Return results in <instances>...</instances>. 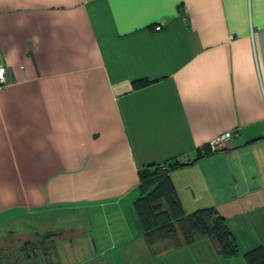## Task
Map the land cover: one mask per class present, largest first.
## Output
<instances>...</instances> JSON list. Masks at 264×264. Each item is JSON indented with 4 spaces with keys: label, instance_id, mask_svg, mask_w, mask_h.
<instances>
[{
    "label": "crops",
    "instance_id": "0c3cea01",
    "mask_svg": "<svg viewBox=\"0 0 264 264\" xmlns=\"http://www.w3.org/2000/svg\"><path fill=\"white\" fill-rule=\"evenodd\" d=\"M0 63V264L13 238L69 247L60 264H248L264 244L247 216L264 209V0H0ZM208 206L237 255L156 215ZM28 249L13 264H51Z\"/></svg>",
    "mask_w": 264,
    "mask_h": 264
},
{
    "label": "trees",
    "instance_id": "16d2710c",
    "mask_svg": "<svg viewBox=\"0 0 264 264\" xmlns=\"http://www.w3.org/2000/svg\"><path fill=\"white\" fill-rule=\"evenodd\" d=\"M146 83H148V81H140L135 83V85L143 86ZM209 152L212 151L209 149ZM184 164L186 163L175 161L166 166L164 169H156L148 174H144V171H140L139 178L141 179V188L145 189L150 187L151 181L155 177L165 174L170 168L182 166ZM156 180H158V178ZM143 200L147 201V196H145ZM171 200L178 205L177 201L173 197H171ZM180 212L181 213L178 215H176L174 211H171L169 214L160 212L156 215L159 216L160 220L161 218H164L162 221L163 224L169 223L167 226H171V228H177L178 226L181 230V235L184 237L186 242L193 241L195 237L205 236L211 241L217 254L221 257H233L239 253L237 243L225 217L219 214L215 208L208 206L199 208L187 214H184L181 210ZM148 214L151 217H147V219H154L153 212L150 211ZM42 249L44 250V248H41V251L45 253ZM243 256L248 264H264V244L256 246L255 248L245 252Z\"/></svg>",
    "mask_w": 264,
    "mask_h": 264
},
{
    "label": "rangeland",
    "instance_id": "374dc122",
    "mask_svg": "<svg viewBox=\"0 0 264 264\" xmlns=\"http://www.w3.org/2000/svg\"><path fill=\"white\" fill-rule=\"evenodd\" d=\"M262 197V196H261ZM261 203V200L259 201ZM263 203V202H262ZM252 216V220H250V228L253 231V235H255L256 243H262L264 241V209L263 212H250L247 213V216ZM16 231L20 233L23 227L19 229V226L15 227ZM22 232V231H21ZM48 243V242H47ZM52 244L46 249H42L46 252V257L51 259V264H60L64 263V257L68 254H72L70 251L71 249L68 247L66 248L65 245H59L57 242L52 241ZM48 245V244H47ZM45 246V245H44ZM41 242L36 241L32 243L27 240H17V238L6 240L1 248V254L4 256L2 261L3 264H13L14 262H18L15 255H12L11 252L16 253V248L19 247V250L23 247L29 248L28 250H33L35 248L38 252H42L41 248L44 247ZM21 254V253H20ZM16 258V259H15ZM22 258V256H19ZM19 262L22 264V260L19 259Z\"/></svg>",
    "mask_w": 264,
    "mask_h": 264
},
{
    "label": "built area",
    "instance_id": "2783aa9c",
    "mask_svg": "<svg viewBox=\"0 0 264 264\" xmlns=\"http://www.w3.org/2000/svg\"><path fill=\"white\" fill-rule=\"evenodd\" d=\"M155 30H160V26H155ZM6 83V68L0 63V86ZM230 133H224L215 139L211 140L208 144L210 151L215 152L225 147L226 141L229 138ZM161 168H165L164 165H160Z\"/></svg>",
    "mask_w": 264,
    "mask_h": 264
},
{
    "label": "water",
    "instance_id": "95a60500",
    "mask_svg": "<svg viewBox=\"0 0 264 264\" xmlns=\"http://www.w3.org/2000/svg\"><path fill=\"white\" fill-rule=\"evenodd\" d=\"M7 77H8V71H6V80H7Z\"/></svg>",
    "mask_w": 264,
    "mask_h": 264
}]
</instances>
